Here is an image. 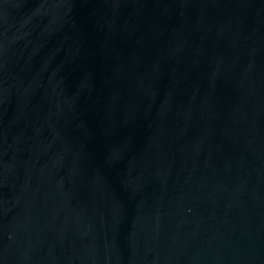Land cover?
I'll use <instances>...</instances> for the list:
<instances>
[{
  "label": "water",
  "instance_id": "water-1",
  "mask_svg": "<svg viewBox=\"0 0 264 264\" xmlns=\"http://www.w3.org/2000/svg\"><path fill=\"white\" fill-rule=\"evenodd\" d=\"M0 264H264V0H0Z\"/></svg>",
  "mask_w": 264,
  "mask_h": 264
}]
</instances>
